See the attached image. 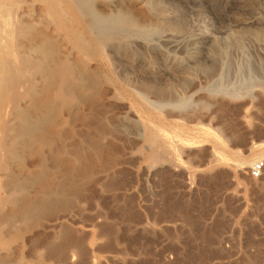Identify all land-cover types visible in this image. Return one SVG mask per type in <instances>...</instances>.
I'll list each match as a JSON object with an SVG mask.
<instances>
[{"label":"rangeland","instance_id":"1","mask_svg":"<svg viewBox=\"0 0 264 264\" xmlns=\"http://www.w3.org/2000/svg\"><path fill=\"white\" fill-rule=\"evenodd\" d=\"M61 1L68 38L88 44L100 70V134L88 104H74L59 111L53 144L9 163L20 181L36 172L50 185L28 186L26 198L62 187L72 204L3 230L12 210L0 205V264H264V173L250 176L264 162V0H147L141 13L138 0H99L101 16L151 12L160 24L112 43V54L94 48ZM141 81L157 90L152 105L134 92Z\"/></svg>","mask_w":264,"mask_h":264},{"label":"bare ground","instance_id":"2","mask_svg":"<svg viewBox=\"0 0 264 264\" xmlns=\"http://www.w3.org/2000/svg\"><path fill=\"white\" fill-rule=\"evenodd\" d=\"M33 1L26 3V0H0V205L2 207L8 204L12 210L3 218L2 230L13 226L16 222L26 226L34 217L42 216L57 205L69 208L72 204V201L63 195L62 187L56 189L54 195L48 198H26L23 194L28 186H35L36 192L45 193L49 190V183L44 182L36 172L29 173L23 181H20V176L11 173L8 167L11 162H17V165L21 163L24 154L35 147L53 144L51 138L60 133L62 127V124L59 127L57 123L59 111L71 109L74 104L87 103L92 110L89 120L92 131L100 132V70L91 67L92 59L87 55L91 49L88 50V44L75 46L68 38L71 36L68 28L72 25L70 26L71 23L66 19L65 12L68 6L64 1ZM98 1L69 0V7L74 12L75 24L80 25L83 31L89 34L92 45L97 50L104 49L111 53L109 46L114 42L121 43L126 35L141 39L150 34L149 32H157L160 24L151 16L150 11L151 15L145 14L139 18L121 9L101 16L95 6ZM146 4H148L147 0H138L133 3V7L141 13L145 10ZM147 6L150 7V4ZM110 7L113 5L109 3ZM34 10L39 14L38 20L32 17ZM133 38L132 41L135 40ZM105 58L113 67L110 56L107 54ZM140 86L141 93L139 89L135 91V88V94L146 104L152 105L148 95L156 94L157 90L151 89L145 81H141ZM261 93L264 95V91L261 90ZM79 121L84 124L88 120L86 117L80 120L79 117ZM74 135L72 130L67 133L69 139ZM147 140L150 141L149 138ZM76 151L72 155L74 164L65 172V179L72 188H74L73 175L76 174V161H81L79 153L81 150ZM41 160L42 157L38 155V162ZM0 210L2 211L3 208ZM57 251L60 254L65 252L63 247L57 248Z\"/></svg>","mask_w":264,"mask_h":264},{"label":"built area","instance_id":"3","mask_svg":"<svg viewBox=\"0 0 264 264\" xmlns=\"http://www.w3.org/2000/svg\"><path fill=\"white\" fill-rule=\"evenodd\" d=\"M264 173V162H255L250 169V176L254 179L260 178Z\"/></svg>","mask_w":264,"mask_h":264}]
</instances>
